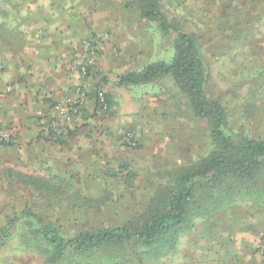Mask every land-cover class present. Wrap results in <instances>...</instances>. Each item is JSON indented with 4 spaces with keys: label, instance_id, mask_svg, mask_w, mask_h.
<instances>
[{
    "label": "rangeland",
    "instance_id": "rangeland-1",
    "mask_svg": "<svg viewBox=\"0 0 264 264\" xmlns=\"http://www.w3.org/2000/svg\"><path fill=\"white\" fill-rule=\"evenodd\" d=\"M77 1L73 0L76 6ZM88 1L90 8L98 3L108 6L93 15L98 23L94 28H99L93 67L104 60L109 65L105 71H113L112 63L116 61V93L107 92L104 87L98 89L104 97L105 93H113L116 106L113 110L107 108L105 98L104 108L95 96L97 111L94 104H89L85 118L81 111L80 115H62L65 119L58 116V122L78 119L90 127L91 118L97 117L105 130L91 136L90 150L94 155L101 148L108 150L100 163L107 161L114 170L116 167V175L106 172L103 177L92 179L90 168V176L85 179L75 174L79 171L76 167L69 175V170L68 174H58L52 168L23 163L22 153L13 149L17 142L13 141L12 132L0 123V129L9 134L7 139H0V223L21 217L11 228L10 236L0 241V264H53L39 248L38 244H43L39 236L29 233L32 228L23 216L24 211L32 210L44 223L53 224L66 236L115 227L147 205L150 192L166 179V174L185 168L209 149L207 121L193 115L172 78L139 86L117 84L124 73L141 70L151 61L168 60L174 51L175 30L163 35L156 22L139 17L137 7L125 6L130 0ZM161 4L171 24L198 34L213 75L210 95H223L226 89L233 90L236 83L245 92L256 82L264 88L263 1L161 0ZM67 96L60 97L59 102ZM252 129L257 132L258 128L254 125ZM128 133H132L131 142L127 140ZM21 174L44 182L37 186L23 184L17 180L22 179ZM104 199L108 200L106 205L101 202ZM233 234L256 242L253 248L264 253V207L233 204L213 219H197L180 239L183 244L199 240L201 246L207 247L211 238L229 240ZM109 257L95 253L76 261L67 258L64 263L113 264Z\"/></svg>",
    "mask_w": 264,
    "mask_h": 264
},
{
    "label": "trees",
    "instance_id": "trees-1",
    "mask_svg": "<svg viewBox=\"0 0 264 264\" xmlns=\"http://www.w3.org/2000/svg\"><path fill=\"white\" fill-rule=\"evenodd\" d=\"M130 1L125 6L137 7L139 17L156 22L163 35L175 30L174 51L168 60L151 61L141 70L122 74L117 84L139 86L172 78L193 115L207 121L209 149L185 168L166 174V179L150 192L147 205L115 227L66 236L53 224L44 223L32 210L24 211L23 216L32 228L29 233L39 236L43 244L38 246L53 264H65L67 258L81 260L95 253H105L113 260L117 254L131 249L160 254L176 247L182 234L197 219H213L233 204L264 207V88L256 82L245 92L236 83L233 90L226 89L223 95H210L213 75L198 34L171 24L161 0ZM85 42L95 47L96 35H90ZM93 68L86 66L83 77L89 78ZM97 95L98 90L93 97ZM105 98L109 108L111 97L105 93ZM85 110L80 107V111ZM254 125L257 132L252 129ZM56 142L65 141L57 138ZM19 176L22 179L17 180L27 185L44 182ZM101 202L106 205L108 200ZM20 218L15 216L5 224L0 223V241L10 236L11 228Z\"/></svg>",
    "mask_w": 264,
    "mask_h": 264
},
{
    "label": "crops",
    "instance_id": "crops-1",
    "mask_svg": "<svg viewBox=\"0 0 264 264\" xmlns=\"http://www.w3.org/2000/svg\"><path fill=\"white\" fill-rule=\"evenodd\" d=\"M77 2L76 6L73 0H0V123L12 132V139L17 142L13 149L22 153L23 163L52 168L58 174L69 170V175L76 167L79 171L75 174L85 179L91 168L92 179H98L106 172L116 175V167L114 170L107 161L100 163L103 155L106 159L108 150H96V155L90 150L91 136L105 130V125H99L98 118L92 116L90 127L78 119H62L63 123H59L58 118L65 117L55 107L60 97H76L78 87L87 90L81 108L94 104L95 111L98 107L93 95L99 87L116 93V61L112 63L113 71H105L109 65L100 61L89 78L80 71L85 63V40L93 34L98 39L99 28H94L98 26L94 20L97 18L93 15L108 6L98 3L90 8L88 0ZM108 95L113 110L116 96ZM78 113H82L80 109ZM57 138L65 142L60 144ZM234 236L223 241L211 238L207 247L201 246L199 240L187 241L188 246L184 247L180 239L176 247L160 254L131 249L117 254L112 261L113 264H264V253L253 248L256 242L241 234Z\"/></svg>",
    "mask_w": 264,
    "mask_h": 264
},
{
    "label": "built area",
    "instance_id": "built-area-1",
    "mask_svg": "<svg viewBox=\"0 0 264 264\" xmlns=\"http://www.w3.org/2000/svg\"><path fill=\"white\" fill-rule=\"evenodd\" d=\"M85 48L86 51H89L88 54V59H86L84 66L82 67V73L85 74L86 73V66L88 65H94V54H95V47H92L89 45L88 42H85ZM12 89V87H8V90L10 91ZM76 94L77 96H67L63 102H58L55 107L56 110L58 111L59 114L61 115H68L69 113L71 114H76L78 113L80 107L82 106L85 98H86V91L82 90L81 87H78L76 89ZM97 100H99L101 103H103V107H106L105 104V97H104V93L103 92H98L97 95ZM9 137V134L0 129V139H7ZM131 138H132V133H128V137L127 140L129 142H131Z\"/></svg>",
    "mask_w": 264,
    "mask_h": 264
}]
</instances>
